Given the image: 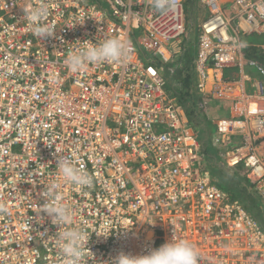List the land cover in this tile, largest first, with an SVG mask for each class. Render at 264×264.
<instances>
[{
    "label": "built area",
    "instance_id": "obj_1",
    "mask_svg": "<svg viewBox=\"0 0 264 264\" xmlns=\"http://www.w3.org/2000/svg\"><path fill=\"white\" fill-rule=\"evenodd\" d=\"M41 2L0 0V264H59L49 239L57 227L41 208L53 182L91 236L82 264L146 254L174 233L197 246L199 264H264V229L215 184L185 110L142 58L176 64L189 32L185 6L207 14L197 89L232 111L212 140L264 198V61L249 59L245 42L264 36V0H174L165 13L153 0H46L44 23L55 33L43 40L23 9ZM104 34L128 41V58L71 72L64 60L73 43ZM63 155L92 175L91 186L63 183L55 168Z\"/></svg>",
    "mask_w": 264,
    "mask_h": 264
},
{
    "label": "clouds",
    "instance_id": "obj_2",
    "mask_svg": "<svg viewBox=\"0 0 264 264\" xmlns=\"http://www.w3.org/2000/svg\"><path fill=\"white\" fill-rule=\"evenodd\" d=\"M153 7L165 13L174 9L175 2L174 0H153ZM23 9L24 19L39 39L43 40L54 35L52 26L44 23L50 11L46 0L37 5L25 6ZM185 41L188 43V38ZM73 44H79V46L69 51L64 60L73 73L84 72L89 66H98L103 63H120L128 58V41L122 37L104 34L103 38L98 37V43L95 44L88 40ZM181 58L171 68L178 67ZM78 165L77 160L63 155L55 167L56 175L64 184L91 186L92 175ZM60 188V183L53 182L46 184L45 190L41 192V196L46 201L41 206L42 212L46 213L51 218V223L57 227L55 236L49 239L53 240L58 248L59 264H82L86 251L90 250L88 244L91 236L76 224L75 210L64 199ZM0 211L6 212L7 209L0 206ZM200 258V252L194 243L178 238L174 233L171 240L159 248L151 249L143 255L121 252L112 259L111 264H199Z\"/></svg>",
    "mask_w": 264,
    "mask_h": 264
},
{
    "label": "trees",
    "instance_id": "obj_3",
    "mask_svg": "<svg viewBox=\"0 0 264 264\" xmlns=\"http://www.w3.org/2000/svg\"><path fill=\"white\" fill-rule=\"evenodd\" d=\"M136 37L135 35L134 38ZM256 37L254 41H249L248 38L245 39V42L249 44L246 49V55L249 59L264 61V51L257 47L260 44H264V36ZM192 53L190 44L185 41L184 55L180 60V65L171 69L167 68L157 58L146 53L142 54V58L148 64L155 66L166 79L167 85L170 84L172 86L169 93L177 98L187 117L194 124L190 122L193 125L195 137L202 145L203 153L208 155L210 166L217 170L216 174L213 175L212 169V177L215 184L228 192L234 199L241 200L247 207H253L251 214L255 218H258V216L264 217V202L256 194L254 185L246 178L243 166L235 167L233 170L227 168L224 162L220 161L221 158L217 156L220 149L210 143L213 126L210 122L209 104H207L209 100L204 99L201 92L197 89ZM202 102L206 104L203 110L199 107ZM227 181L229 182L228 185Z\"/></svg>",
    "mask_w": 264,
    "mask_h": 264
},
{
    "label": "crops",
    "instance_id": "obj_4",
    "mask_svg": "<svg viewBox=\"0 0 264 264\" xmlns=\"http://www.w3.org/2000/svg\"><path fill=\"white\" fill-rule=\"evenodd\" d=\"M250 72H252L253 74L252 75H255V71L253 70H249ZM224 75H225V78H232V79H236L235 77H237V75H233V73H231L230 71L228 70H225L224 71ZM168 91V90H167ZM169 92V91H168ZM209 110H210V118H211V125L213 126V132H212V135L210 137V143H212V145H215L213 143V137L215 136L214 134H216V131L222 126V123H220V121L224 118H227V117H231V114H232V111H231V108H230V105L228 103H225V102H221V101H217L215 99L213 100H210L209 103ZM206 106V105H205ZM201 109V107H200ZM203 110V109H202ZM188 119V124H186V131L189 133V134H192L194 135L195 137V131L193 129V123L189 120V118L187 117ZM190 122L193 124H190ZM196 138V137H195ZM198 141V140H197ZM199 142V141H198ZM241 140H240V137H237L235 139V141L232 143V146H238L240 143ZM263 144V143H262ZM262 147H264V144L262 145ZM217 156L220 158V151L218 150V154ZM204 160L206 162V168L209 169L211 171V168H209V159H208V155L204 154ZM222 160V159H221ZM212 161V160H211ZM212 173V172H211ZM256 193V192H255ZM258 195V197L260 199L263 200L264 202V198L261 197L258 193H256Z\"/></svg>",
    "mask_w": 264,
    "mask_h": 264
},
{
    "label": "rangeland",
    "instance_id": "obj_5",
    "mask_svg": "<svg viewBox=\"0 0 264 264\" xmlns=\"http://www.w3.org/2000/svg\"><path fill=\"white\" fill-rule=\"evenodd\" d=\"M185 16H186L187 27L189 28V32H188V35H187L186 38H188V44H190V48L193 51V53H192V60H193V62L195 64L196 41L198 40L199 28L201 26L202 21L204 19H206L207 14H203L202 11H201V14H200L197 11L192 10V8L190 7V5H186L185 6ZM191 28H194L195 29L194 31H192V33L190 32V29ZM255 38H257V37L256 36H252V37H249L248 40L249 41H254ZM165 66L167 68H170L171 69V67L172 66H175V64H172L171 66L169 64H166ZM195 73H196V70H195ZM196 79H197V75H196ZM171 87L172 86L169 84V85L166 86V89L168 91H171V89H172ZM220 161L223 162L221 159H220ZM209 168H211V172H212V169H213V172H214L213 175H215L217 170H215L213 168V166H210V165H209ZM230 169L233 170V168H230ZM228 184H229V182L227 181V185ZM219 188H221V187H219ZM243 204L245 205V203H243ZM245 207H246V209H247L248 212L252 213L251 210L253 209V207L250 208V207H247L246 205H245ZM257 219H258L257 221L260 222L262 228L264 229V217L263 216H261V217L258 216Z\"/></svg>",
    "mask_w": 264,
    "mask_h": 264
},
{
    "label": "bare ground",
    "instance_id": "obj_6",
    "mask_svg": "<svg viewBox=\"0 0 264 264\" xmlns=\"http://www.w3.org/2000/svg\"><path fill=\"white\" fill-rule=\"evenodd\" d=\"M211 81H212V78H211ZM210 84H212V83H210Z\"/></svg>",
    "mask_w": 264,
    "mask_h": 264
}]
</instances>
